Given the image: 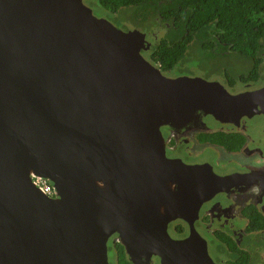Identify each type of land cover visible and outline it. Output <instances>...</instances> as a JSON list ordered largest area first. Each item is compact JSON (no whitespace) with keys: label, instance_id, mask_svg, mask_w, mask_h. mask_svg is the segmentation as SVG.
Listing matches in <instances>:
<instances>
[{"label":"water","instance_id":"water-1","mask_svg":"<svg viewBox=\"0 0 264 264\" xmlns=\"http://www.w3.org/2000/svg\"><path fill=\"white\" fill-rule=\"evenodd\" d=\"M151 46L84 0H0V264H110L115 233L133 263L157 247L161 264H216L198 234L174 240L167 224L185 200L175 186L202 201L226 179L168 159L161 128L199 112L237 123L264 112V88L167 77Z\"/></svg>","mask_w":264,"mask_h":264},{"label":"flooded vegetation","instance_id":"flooded-vegetation-1","mask_svg":"<svg viewBox=\"0 0 264 264\" xmlns=\"http://www.w3.org/2000/svg\"><path fill=\"white\" fill-rule=\"evenodd\" d=\"M112 15L117 17V14ZM142 54L153 63L148 51ZM262 56L259 78H251L245 72L234 80L224 73L228 88L224 87L230 94L264 88V54ZM171 71L162 73L167 76ZM242 75L250 78H241ZM257 109L260 108L249 110L237 123H223L199 112L196 119L184 127L161 128L168 159L186 166L205 167L204 170L226 179L218 190L217 183L215 187L208 184L202 201L198 199L195 185L189 189L182 184L175 186L176 196H184L185 200L178 203L174 219L167 224V233L174 240H185L192 231L198 234L216 264H264V112L257 114ZM257 120L263 127L259 137L252 133ZM120 244L118 233L109 238L110 264L120 263L117 251ZM157 249L143 251L137 263H133L124 247L131 264H161L160 257L154 254Z\"/></svg>","mask_w":264,"mask_h":264},{"label":"trees","instance_id":"trees-1","mask_svg":"<svg viewBox=\"0 0 264 264\" xmlns=\"http://www.w3.org/2000/svg\"><path fill=\"white\" fill-rule=\"evenodd\" d=\"M95 1L119 18L125 20L129 15L137 25L148 28L146 32L162 29L163 35L155 38L148 54L163 72L179 69L185 57L196 49L222 58L237 54L250 61L252 68L248 76L260 77L259 64L264 54V0ZM248 76L241 78L248 79ZM117 251L119 264H131L121 244Z\"/></svg>","mask_w":264,"mask_h":264},{"label":"rangeland","instance_id":"rangeland-1","mask_svg":"<svg viewBox=\"0 0 264 264\" xmlns=\"http://www.w3.org/2000/svg\"><path fill=\"white\" fill-rule=\"evenodd\" d=\"M84 3L87 7H89L94 15L98 18H104L110 21L113 25L123 31H130V30H140L146 34L147 39L151 44L155 41L156 37L163 35L162 29H154L151 33L146 32L148 28H143L135 23V21L131 20L129 15L126 17L128 19L119 18L113 16L111 13L103 9L98 2L95 0L85 1ZM118 16V14H117ZM149 33V34H148ZM153 33H156L155 35ZM250 67V61L237 55L233 54L229 57H215L212 54L208 53L207 51H197L196 49L193 50L192 53L188 54L184 61L183 65L176 67L173 71L167 73V77L170 78H177L181 76H189V77H200L207 81H216L222 84L223 86L227 87L225 82V75L224 73H228L231 77L241 75L242 73L248 72ZM186 68L187 70H182ZM228 88V87H227ZM232 91V89H231ZM252 133L255 137H259V132L262 131V123L257 120L253 124ZM114 261V260H113ZM113 263V262H112Z\"/></svg>","mask_w":264,"mask_h":264},{"label":"built area","instance_id":"built-area-1","mask_svg":"<svg viewBox=\"0 0 264 264\" xmlns=\"http://www.w3.org/2000/svg\"><path fill=\"white\" fill-rule=\"evenodd\" d=\"M33 181L35 182L36 186L39 187L46 195L50 197L55 196V189L48 180L36 177L33 179Z\"/></svg>","mask_w":264,"mask_h":264},{"label":"bare ground","instance_id":"bare-ground-1","mask_svg":"<svg viewBox=\"0 0 264 264\" xmlns=\"http://www.w3.org/2000/svg\"><path fill=\"white\" fill-rule=\"evenodd\" d=\"M44 179V178H43Z\"/></svg>","mask_w":264,"mask_h":264},{"label":"clouds","instance_id":"clouds-1","mask_svg":"<svg viewBox=\"0 0 264 264\" xmlns=\"http://www.w3.org/2000/svg\"><path fill=\"white\" fill-rule=\"evenodd\" d=\"M53 185V184H52Z\"/></svg>","mask_w":264,"mask_h":264}]
</instances>
